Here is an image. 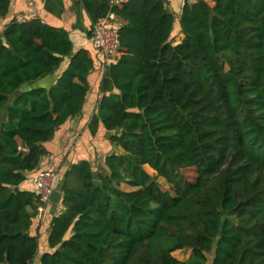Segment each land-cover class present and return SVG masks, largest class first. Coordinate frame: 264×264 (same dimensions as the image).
Here are the masks:
<instances>
[{"label":"trees","instance_id":"trees-1","mask_svg":"<svg viewBox=\"0 0 264 264\" xmlns=\"http://www.w3.org/2000/svg\"><path fill=\"white\" fill-rule=\"evenodd\" d=\"M9 7L0 0L1 17ZM110 10L126 22L107 66L117 92L98 115L121 151L105 169L81 160L65 171L38 263L41 196L21 185L82 112L94 62L39 18L0 33V264H207L212 253V264H264V0L186 2L177 44L165 0L104 4L100 17ZM67 56L50 89L19 92ZM185 248L188 260L173 255Z\"/></svg>","mask_w":264,"mask_h":264},{"label":"crops","instance_id":"crops-1","mask_svg":"<svg viewBox=\"0 0 264 264\" xmlns=\"http://www.w3.org/2000/svg\"><path fill=\"white\" fill-rule=\"evenodd\" d=\"M196 1L165 0L168 9L176 16L175 29L172 36L174 44L180 43L185 37L181 32L179 21L184 4ZM104 4H109V0H10L8 13L4 17L0 16V33L10 21L17 19L20 15L24 16L25 20L39 18L50 26L60 28L68 33L73 53L84 50L94 62L93 69L87 78L89 89L82 112L75 117L68 118L56 131L54 138L44 143L47 154L42 157L38 169L28 173L27 180L21 185L24 189L35 190L34 175L38 171L46 169L59 172L60 182L58 189H60L63 175L71 164L81 160H88L94 169H105L106 157L111 155L114 150L116 154L121 151L120 148L111 143L109 132L98 115V104L101 98L104 95L117 92L107 71L108 64L114 60L107 61L101 51L95 47L92 40L93 25L100 18V11ZM125 22L124 19L116 15L114 24L118 28ZM69 63L70 57L67 56L53 72L23 85L19 92L39 87L50 89L67 69ZM15 96L12 98L14 99ZM2 117L5 119L6 112H4ZM147 167L153 170L149 165H146V169ZM121 187L127 191L134 190V188L126 184H122ZM61 198L59 202H51L46 206L42 219L38 217V212L34 218L31 233L38 235L40 240V253L37 263L42 253L52 251L48 245V236L53 216L62 209ZM173 255L177 259L185 261L192 256V249H179L174 251ZM213 258L214 254L212 253L208 257L207 264H212Z\"/></svg>","mask_w":264,"mask_h":264},{"label":"built area","instance_id":"built-area-1","mask_svg":"<svg viewBox=\"0 0 264 264\" xmlns=\"http://www.w3.org/2000/svg\"><path fill=\"white\" fill-rule=\"evenodd\" d=\"M128 1L109 0V5L112 8ZM17 19L23 21L26 18L20 15ZM115 20L116 14L110 10L105 16L96 20L92 29L93 43L107 61L115 60L120 56V35L118 27L114 24ZM33 182L41 196L42 204L38 208V217L42 219L46 206L52 202V193L58 189L60 175L55 170H40L34 175Z\"/></svg>","mask_w":264,"mask_h":264},{"label":"water","instance_id":"water-1","mask_svg":"<svg viewBox=\"0 0 264 264\" xmlns=\"http://www.w3.org/2000/svg\"><path fill=\"white\" fill-rule=\"evenodd\" d=\"M1 37L5 40V36H4V34H1ZM36 147H37V144L33 145V146H32V149H33V148H36ZM115 154H116V151L114 150V151L111 153V155H115ZM96 182L99 183V181H96ZM16 190H18V188H16ZM61 197H62V192H61L60 189H57V190H55V191L52 193L51 201L57 203V202H59V200H60Z\"/></svg>","mask_w":264,"mask_h":264},{"label":"rangeland","instance_id":"rangeland-1","mask_svg":"<svg viewBox=\"0 0 264 264\" xmlns=\"http://www.w3.org/2000/svg\"><path fill=\"white\" fill-rule=\"evenodd\" d=\"M226 68H228V66H226ZM147 170L154 176L164 190L169 189V185L166 183L164 178L157 176L156 172L151 170L149 167H147Z\"/></svg>","mask_w":264,"mask_h":264}]
</instances>
